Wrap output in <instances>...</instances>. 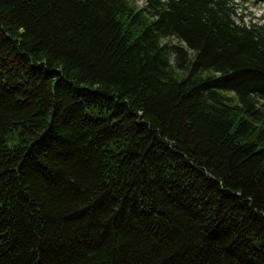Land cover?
<instances>
[{"label":"trees","instance_id":"obj_1","mask_svg":"<svg viewBox=\"0 0 264 264\" xmlns=\"http://www.w3.org/2000/svg\"><path fill=\"white\" fill-rule=\"evenodd\" d=\"M0 264H264V19L0 0Z\"/></svg>","mask_w":264,"mask_h":264},{"label":"rangeland","instance_id":"obj_2","mask_svg":"<svg viewBox=\"0 0 264 264\" xmlns=\"http://www.w3.org/2000/svg\"><path fill=\"white\" fill-rule=\"evenodd\" d=\"M237 13L243 15L246 22L264 19V6L254 0H235Z\"/></svg>","mask_w":264,"mask_h":264}]
</instances>
